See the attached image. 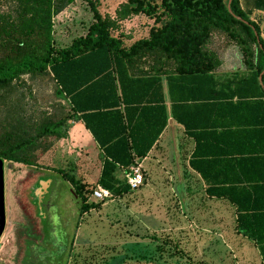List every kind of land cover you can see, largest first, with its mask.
Wrapping results in <instances>:
<instances>
[{
    "label": "trees",
    "instance_id": "1",
    "mask_svg": "<svg viewBox=\"0 0 264 264\" xmlns=\"http://www.w3.org/2000/svg\"><path fill=\"white\" fill-rule=\"evenodd\" d=\"M73 1L14 0V15H0V160L34 166L39 141L66 138L74 119L99 145L108 143L100 138L102 118L121 117L115 109L130 107L122 136L104 148L108 160L97 181L113 196L126 193L128 186L113 177L115 166L131 165L129 151L143 157L163 130V77L171 118L194 142L189 167L207 197L233 208L235 232L264 264V0H126L115 20L101 17L94 0H80L91 13L85 32L56 45L52 17ZM138 14L153 22L145 37L125 45L110 34ZM213 36L237 48L242 69L217 74L219 62L208 47ZM23 76L45 77L62 104L25 122ZM58 172L72 184L80 215L100 205L86 203L85 186Z\"/></svg>",
    "mask_w": 264,
    "mask_h": 264
},
{
    "label": "rangeland",
    "instance_id": "2",
    "mask_svg": "<svg viewBox=\"0 0 264 264\" xmlns=\"http://www.w3.org/2000/svg\"><path fill=\"white\" fill-rule=\"evenodd\" d=\"M93 2L101 17L115 20L116 11L126 0ZM14 8V0H0V15L13 16ZM90 18L87 4L73 1L52 17L54 43L66 45L82 35ZM152 24V19L144 15H131L118 22L110 34L127 45L145 37ZM208 47L219 62L216 72L230 74V70L242 69L241 55L232 43L213 36ZM22 80L20 110L25 122L51 115L55 105L62 104L45 77L31 80L23 76ZM33 154L35 165L31 169L3 161L5 224L0 236V264H261L256 247L232 231L231 214L222 216L219 228L211 225L210 214L205 215L202 226L195 219H184L185 205H175L169 219L174 220V226L180 223L183 231H171L154 191L143 187L80 215L81 202L72 184L57 170L76 177L68 165L75 162L67 141L44 138ZM40 171L47 178L40 177L37 182L51 183L50 220L42 218L38 203L33 216L28 215V202L31 199L33 203V189L38 183L29 187L27 183ZM92 188L84 191L85 202L98 204L89 196ZM132 196L140 199L137 210L131 208L130 200L126 201ZM204 207L212 209L214 205Z\"/></svg>",
    "mask_w": 264,
    "mask_h": 264
},
{
    "label": "crops",
    "instance_id": "3",
    "mask_svg": "<svg viewBox=\"0 0 264 264\" xmlns=\"http://www.w3.org/2000/svg\"><path fill=\"white\" fill-rule=\"evenodd\" d=\"M230 72H232V70H230ZM217 74L219 76H224L229 73H227V71H222L217 72ZM163 79L162 77V92L166 113V122L163 130L143 157L138 158L132 151H129L132 160L131 165L129 167H120L116 165L113 177L117 183H124V185H126L125 175L129 173L130 169L137 167L143 178L142 184L139 187H143L148 191H154V197L158 199L160 203L159 209L162 210L164 215L168 218V227L171 231H183L180 223L174 226L171 223L174 220L171 221V219H169L171 210L175 211V205L180 206L183 204L185 205V212L182 213L184 219L188 222L195 219L197 223L202 226L203 224L201 221L205 215L210 214L211 225H217L216 227L219 228V222L223 220L222 216L225 214L229 216L231 214L233 221L231 229L235 232L233 208L224 199L207 197L205 195V183L188 165L194 142L192 138L188 137L183 132L182 127L171 118L169 101L167 99ZM129 108L124 112L125 110H123V107L120 105L115 111L117 113L119 112L121 117L115 114L102 118L103 120L100 123V138L109 139L108 143L102 145H99L95 139H93L91 134L85 129L81 119H74L68 122L67 136L59 140L67 141L70 152L74 153L73 159L75 164L73 165L71 161H69L68 165L75 171L76 177H74V179L79 182V184L85 186V188L93 187L92 190H94L99 187L104 189L97 184L103 162L106 159L108 160V157L104 154V148H111L117 137L122 136L125 116L130 119L132 118ZM76 116H79V113H77ZM138 145L140 149H142L145 146V142L139 141ZM124 146L125 144L123 141L118 142V147H120L119 151L125 149ZM122 153L125 154L124 151H122L121 154ZM123 156L122 159L126 158ZM27 168L31 169L30 167ZM57 170L59 171L60 169L58 168ZM40 173L44 174L41 171ZM131 191L134 190L129 189V191L120 196H113L112 193L108 191L111 198L104 202H100V204L106 205ZM138 199L139 198L132 196L126 201L130 200L131 208L136 209L139 206L140 199ZM205 205H214V208L205 209ZM163 206L167 207L163 208ZM220 206H222V209H219ZM173 216H171V218H173Z\"/></svg>",
    "mask_w": 264,
    "mask_h": 264
},
{
    "label": "flooded vegetation",
    "instance_id": "4",
    "mask_svg": "<svg viewBox=\"0 0 264 264\" xmlns=\"http://www.w3.org/2000/svg\"><path fill=\"white\" fill-rule=\"evenodd\" d=\"M27 169V167H25ZM39 175H34L29 183H27V187L33 185L35 182H37L38 178L42 177V179H46L47 176L43 175L42 173L38 172ZM52 181V180H51ZM2 182H3V163H2ZM38 185L33 189L34 193V201L32 203L31 199H29L30 203V210L28 215H32L33 211L37 210V203L39 204V208L41 211V216L43 219L50 220V215L52 214L50 211L51 207V196H50V181L47 182L45 180H41L40 184L37 182ZM50 183V184H49ZM45 189V190H44ZM44 190V191H43ZM3 192H4V182H3ZM3 208H4V216H5V207H4V193H3ZM36 212V211H35ZM4 224H5V217H4ZM4 228V226H3ZM3 231V230H2ZM2 234V232H1ZM1 236V235H0Z\"/></svg>",
    "mask_w": 264,
    "mask_h": 264
},
{
    "label": "built area",
    "instance_id": "5",
    "mask_svg": "<svg viewBox=\"0 0 264 264\" xmlns=\"http://www.w3.org/2000/svg\"><path fill=\"white\" fill-rule=\"evenodd\" d=\"M142 181V175L137 167L130 169L129 173L125 175V183L130 190L137 189L142 184ZM90 197L96 201L104 202L109 200L111 195L107 190L97 187L92 190Z\"/></svg>",
    "mask_w": 264,
    "mask_h": 264
},
{
    "label": "water",
    "instance_id": "6",
    "mask_svg": "<svg viewBox=\"0 0 264 264\" xmlns=\"http://www.w3.org/2000/svg\"><path fill=\"white\" fill-rule=\"evenodd\" d=\"M230 0H228L229 2ZM264 71V68L262 72ZM258 82H260V77H258ZM2 163L0 160V235L4 226V208H3V182H2Z\"/></svg>",
    "mask_w": 264,
    "mask_h": 264
}]
</instances>
